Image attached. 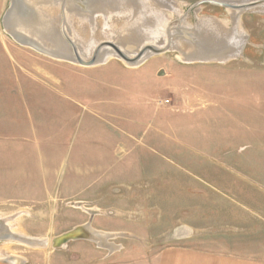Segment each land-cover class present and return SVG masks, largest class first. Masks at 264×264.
I'll return each instance as SVG.
<instances>
[{"label": "rangeland", "instance_id": "1", "mask_svg": "<svg viewBox=\"0 0 264 264\" xmlns=\"http://www.w3.org/2000/svg\"><path fill=\"white\" fill-rule=\"evenodd\" d=\"M164 2L172 26L206 18L228 32L231 10H241L244 52L185 62L167 50L137 67L116 57L78 64L15 41L2 23L10 0H0V144L23 129L32 145L0 147V218L48 241H0V257L74 263L75 244L53 250L51 239L96 210L106 216L94 225L117 230L109 241L131 256L192 235L200 248L264 259V60L254 57L264 41V10L255 6L264 0ZM78 24L84 39L116 45L105 25L89 34L87 21Z\"/></svg>", "mask_w": 264, "mask_h": 264}, {"label": "bare ground", "instance_id": "2", "mask_svg": "<svg viewBox=\"0 0 264 264\" xmlns=\"http://www.w3.org/2000/svg\"><path fill=\"white\" fill-rule=\"evenodd\" d=\"M164 1L22 0L20 5L16 3L7 10L2 23L4 30L18 43L78 64L100 63L108 57H116L129 66L137 67L167 50L177 51V57L185 62L228 60L242 53L247 32L240 22L241 10H231L234 26L231 32L226 31L217 21L206 18H198L195 27L191 24L185 27L179 23L172 26L171 20L165 17L166 9L171 6ZM20 8L28 9L29 15L23 18ZM255 8L264 10V5ZM185 18L186 13L180 14V21ZM63 20L66 24H63ZM84 20L88 22L85 27L89 34L97 26L104 25L108 33L114 32L113 39L117 46L105 43L101 46L93 38L84 39L78 26L73 25L82 24ZM99 20L101 24L97 23ZM92 228L91 234L87 233L86 237L107 248L113 246L108 240L112 234ZM77 231L80 232V228ZM0 233V241L3 243L15 241L40 248L48 245L45 238L21 232L11 218H0ZM0 258H10L8 264H25L24 258L12 254Z\"/></svg>", "mask_w": 264, "mask_h": 264}, {"label": "crops", "instance_id": "3", "mask_svg": "<svg viewBox=\"0 0 264 264\" xmlns=\"http://www.w3.org/2000/svg\"><path fill=\"white\" fill-rule=\"evenodd\" d=\"M247 42L248 41H246L244 45L242 50L243 52L246 48ZM258 46L261 47V49H255L254 57H257V61H263L264 41L258 43L257 47ZM38 145L39 143H36L34 147H39ZM0 147H32V145L30 144L25 130L22 129L14 134H8L5 145L0 144ZM91 198L94 200L93 197ZM74 201L87 206V208L97 206L88 200L85 202L84 199H77ZM77 208L80 209L79 204H77ZM99 209L101 208L99 207ZM100 216L106 215L100 211H93L92 217L90 218V214H88V219L81 223L83 224L90 222V227H93L92 229L95 228V230L101 232H117V230H114L112 227L107 225H94L93 222L95 221V218ZM76 225L77 224H75V226ZM119 235H121V233ZM192 237V235H188L184 237L173 238L171 240L172 243L165 244L164 246L158 248L155 252L144 256H131L128 253L129 248H126L124 244L116 243L114 241L113 242L116 244V246L109 241L114 247L112 246L113 248H107L104 245L94 242L92 239H78L64 243L58 249L64 251L70 248L71 243L75 244V262H69L67 258L62 255L61 261H58L57 264H264V259L253 256L237 255L225 251L215 252L200 248L198 246L192 245ZM55 249L57 248H54L53 250Z\"/></svg>", "mask_w": 264, "mask_h": 264}, {"label": "water", "instance_id": "4", "mask_svg": "<svg viewBox=\"0 0 264 264\" xmlns=\"http://www.w3.org/2000/svg\"><path fill=\"white\" fill-rule=\"evenodd\" d=\"M211 2H215V3L220 4V5L228 6L227 2H225V1H211ZM16 3H18V5H20L22 3V0H10V5H9L7 10L9 11L13 6H15ZM20 10H21L20 14L22 15L23 18L25 16H28L30 13V12H28V9H25V8H23V9L20 8ZM64 23L66 24L65 20H63V24ZM108 44L112 45L114 43L108 42ZM114 46H115V44H114ZM85 224H89V225L86 226ZM90 226H91L90 222H86L83 224L81 223V224H77L76 226H73L71 229L62 232L61 234H59L57 236H54L51 240V246L55 247V248H59V247H61V245L63 243H68V242L73 241V240H78V239H88L89 240L90 238H86V236H88V234H91V227ZM78 228H80V230H81L80 232L77 231ZM9 260H11V259L10 258H0V264H8Z\"/></svg>", "mask_w": 264, "mask_h": 264}]
</instances>
